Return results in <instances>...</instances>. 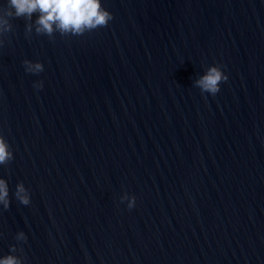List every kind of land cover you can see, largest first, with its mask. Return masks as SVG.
Here are the masks:
<instances>
[{"label": "water", "instance_id": "1", "mask_svg": "<svg viewBox=\"0 0 264 264\" xmlns=\"http://www.w3.org/2000/svg\"><path fill=\"white\" fill-rule=\"evenodd\" d=\"M102 4L107 25L49 35L0 0V256L264 264V0Z\"/></svg>", "mask_w": 264, "mask_h": 264}, {"label": "clouds", "instance_id": "2", "mask_svg": "<svg viewBox=\"0 0 264 264\" xmlns=\"http://www.w3.org/2000/svg\"><path fill=\"white\" fill-rule=\"evenodd\" d=\"M9 11L5 15L25 16L31 18L33 13H39L36 19L37 31L51 34L53 31L61 33H71L74 35L83 34L87 30L105 26L112 19V13L103 7L102 0H8ZM6 21L0 19V25ZM36 71H41L43 65L36 62L31 65ZM227 73L217 65H211L207 71L199 78L197 85L202 91L215 95L220 90L222 81H227ZM36 88H42L43 82L36 83ZM12 153L9 150L7 140L0 135V164L10 159ZM8 184L0 178V203L8 204ZM25 191L22 184L18 185V192ZM21 200L27 204V196H22ZM135 197L129 200L127 207L131 209L135 206ZM19 237L25 239L23 232ZM0 264H23V261L15 255L9 254L0 256Z\"/></svg>", "mask_w": 264, "mask_h": 264}]
</instances>
